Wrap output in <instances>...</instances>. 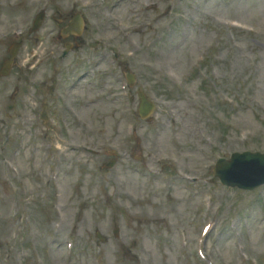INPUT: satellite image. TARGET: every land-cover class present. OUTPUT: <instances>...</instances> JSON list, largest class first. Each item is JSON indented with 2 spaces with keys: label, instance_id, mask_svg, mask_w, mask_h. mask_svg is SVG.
<instances>
[{
  "label": "rangeland",
  "instance_id": "1",
  "mask_svg": "<svg viewBox=\"0 0 264 264\" xmlns=\"http://www.w3.org/2000/svg\"><path fill=\"white\" fill-rule=\"evenodd\" d=\"M180 2L182 3L181 0ZM179 6L181 7V5ZM255 27L258 31L257 35L239 33L235 35V42H225L220 49H215L211 52L209 57H216L212 64L216 68L215 72L217 75H200V73H205L206 68L211 64H197V56H199L201 47L205 43L202 40L200 43L195 44L192 49L186 46L187 38L194 35V31L191 32L188 28L179 35L177 28H175L174 32L171 31L172 35L163 36L161 43L164 45V42H167V45H164L165 49L170 46L171 52L168 55L164 52H156L155 49L159 47H155L153 50L152 46H143L135 52L134 57L129 59L133 69L138 74L137 76H141L143 82L145 80L148 81L151 76L158 79L161 74H164L165 63L166 72L174 76L171 82L173 92L169 96L172 101H167V98L163 95L155 97L159 104L154 129L156 133L157 126L162 125L158 130L162 143L159 142V144L163 149H165V144L170 145L169 150L173 152L172 157L176 161L177 169L180 173L184 170L188 172V175L196 177L201 174L200 171L195 169L197 167L196 164L200 163L201 160L197 151L201 140L196 131L197 126H193L195 121L198 120H202L198 126L203 128L209 138L207 141L211 140L215 143V158L217 156L227 157L236 151H264V19L261 25H255ZM128 51L132 52L133 48L128 47ZM143 57L148 58L147 61H142V64L138 65L137 62H140ZM155 61L157 62L153 70ZM206 72L209 73L210 69H207ZM153 73H156V75ZM181 77L182 79L187 78L184 80L186 87H177L175 78ZM197 79H200V81L195 83ZM141 87L149 88L148 84H143ZM205 89L211 90L215 97L210 96L211 94L205 96ZM91 97L109 103L107 95ZM209 97H211L210 104H207L206 100ZM223 98H227L230 103H225ZM178 100L184 102V108H178ZM196 104L197 108H201L200 114L196 110ZM215 105H218V108ZM104 109L106 112L110 110V115L113 119H116L117 108L114 104H110V107L105 106ZM86 116L91 117V121L95 126H103L104 120L109 114L101 115L99 112L88 113L86 111ZM204 117L209 122H206ZM168 119V124H163ZM171 121H175V125H172ZM163 125H168V127H163ZM242 129L245 132H241L240 130ZM151 135L152 133L150 132L149 136ZM245 137L247 142L243 144L240 139ZM159 138L157 137V139ZM174 140L180 141L181 148H184V150L180 148L176 150L173 147ZM208 150L207 147L206 151ZM180 151L184 156L179 154ZM177 154L180 158L177 157ZM206 172L207 170L204 171V173ZM167 175H169V178L166 183L151 182V191L153 190L156 195L153 205L159 207L160 202H164L169 196H172L174 198L171 200L172 205L180 206L181 202H186L187 206L184 203V207H189L190 210L194 204L196 205V199L191 197L190 194H186L185 197L179 195L178 197L181 199L176 201L177 192L180 191L183 182H180L175 177L173 171L168 172ZM130 176L132 182L130 180L129 187H124V191L127 194L130 206L133 207V201L137 193L139 196L144 197L145 193L150 189L145 187L146 185L141 179H138L136 183L133 176ZM207 177L208 175L205 178ZM105 178L108 179L109 185L99 179H94L93 176H89L87 179L90 182L87 187L83 188V192H80L78 198L73 200V202L79 200L86 203L91 201V204L84 208L81 215L84 217L83 221L85 222V226L82 228L83 232L87 231V223L89 222H103L99 226H103L111 232L114 227L112 224L118 220L119 215H124L125 217L134 216L132 213L124 212L122 207L117 208L114 204L106 201L111 191L117 190L118 187L110 180L111 176L109 173ZM61 180L63 182L65 177L61 176ZM200 185L203 190H207V186L202 183ZM209 185L216 187L217 182L211 179ZM211 191L215 200L211 214L215 217L218 224L212 237L207 240L210 254L215 260H220L226 264H244L240 253H237L236 243L231 238L226 242L223 241L230 234L227 224L228 219L229 217H235V213L239 210V204H236V200L241 198L240 204L245 205L246 208L241 211L239 219L236 217V222L239 223L236 234L240 239H243L245 235L251 238L252 243L245 245L251 248L258 255V261L264 264V188L254 194L238 195L236 198H233L234 193L223 189L212 188ZM68 192L64 186L62 202H70L68 206L72 205L73 209V202L69 201L70 195H68ZM146 200L148 202V199ZM220 209L225 211V217L223 218L219 217ZM147 211H152L151 206H147ZM69 218H71L70 214ZM247 219L250 221L255 220L258 223L250 228L249 223L243 225V221ZM67 224L69 222L66 221L65 226ZM40 226H44V221L38 222V225L32 224L35 229L33 232H36L37 235L44 234V230ZM4 232L5 228L0 226V233ZM194 237L192 235L193 240ZM219 238L221 244L219 243ZM170 244L174 245V249L177 248L175 240L170 242ZM174 249H168L167 253H170L169 255L165 253L151 256L152 264H178ZM107 259L109 261L108 264H114L116 258L109 256ZM188 264L198 263L189 259Z\"/></svg>",
  "mask_w": 264,
  "mask_h": 264
}]
</instances>
